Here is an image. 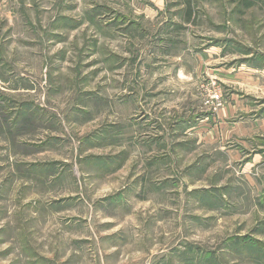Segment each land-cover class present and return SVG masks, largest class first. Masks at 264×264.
<instances>
[{
    "label": "rangeland",
    "instance_id": "374dc122",
    "mask_svg": "<svg viewBox=\"0 0 264 264\" xmlns=\"http://www.w3.org/2000/svg\"><path fill=\"white\" fill-rule=\"evenodd\" d=\"M0 264H264V0H0Z\"/></svg>",
    "mask_w": 264,
    "mask_h": 264
},
{
    "label": "built area",
    "instance_id": "2783aa9c",
    "mask_svg": "<svg viewBox=\"0 0 264 264\" xmlns=\"http://www.w3.org/2000/svg\"><path fill=\"white\" fill-rule=\"evenodd\" d=\"M214 104H216L218 107L222 105V96L218 93L213 95Z\"/></svg>",
    "mask_w": 264,
    "mask_h": 264
}]
</instances>
